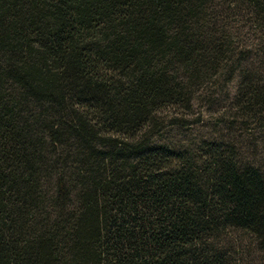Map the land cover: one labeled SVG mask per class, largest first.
<instances>
[{"label": "trees", "instance_id": "16d2710c", "mask_svg": "<svg viewBox=\"0 0 264 264\" xmlns=\"http://www.w3.org/2000/svg\"><path fill=\"white\" fill-rule=\"evenodd\" d=\"M238 17L264 65V0H0V264H237V231L264 254V75L228 70ZM227 70L261 158L159 141Z\"/></svg>", "mask_w": 264, "mask_h": 264}, {"label": "rangeland", "instance_id": "374dc122", "mask_svg": "<svg viewBox=\"0 0 264 264\" xmlns=\"http://www.w3.org/2000/svg\"><path fill=\"white\" fill-rule=\"evenodd\" d=\"M231 19V22H226L237 33L233 34V47L236 46L241 53L235 56L237 58L234 57L235 61L228 70L246 61L257 76L264 75L259 47L252 39L257 32H253L247 18ZM228 70L227 73L216 72L210 84L197 88L188 108H167L160 112L162 128L158 135L159 141L186 152L197 151L207 142L221 141L233 144L243 160L254 162L261 158L259 136L262 125L257 119L244 118L238 114V107L234 103L238 76ZM227 238L229 243L226 248L237 264H264V254L245 233L237 231Z\"/></svg>", "mask_w": 264, "mask_h": 264}]
</instances>
